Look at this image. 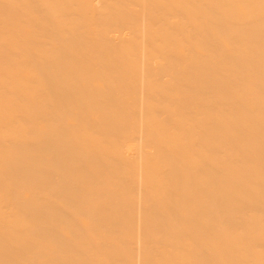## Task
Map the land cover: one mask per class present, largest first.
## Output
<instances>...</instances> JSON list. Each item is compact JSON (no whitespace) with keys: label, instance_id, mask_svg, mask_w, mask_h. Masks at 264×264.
Returning <instances> with one entry per match:
<instances>
[{"label":"bare ground","instance_id":"obj_1","mask_svg":"<svg viewBox=\"0 0 264 264\" xmlns=\"http://www.w3.org/2000/svg\"><path fill=\"white\" fill-rule=\"evenodd\" d=\"M0 264H264V0H0Z\"/></svg>","mask_w":264,"mask_h":264}]
</instances>
